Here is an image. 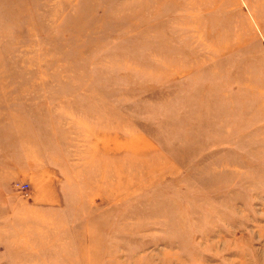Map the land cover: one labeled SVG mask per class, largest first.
<instances>
[{"label": "rangeland", "instance_id": "1", "mask_svg": "<svg viewBox=\"0 0 264 264\" xmlns=\"http://www.w3.org/2000/svg\"><path fill=\"white\" fill-rule=\"evenodd\" d=\"M0 264H264V0H0Z\"/></svg>", "mask_w": 264, "mask_h": 264}]
</instances>
